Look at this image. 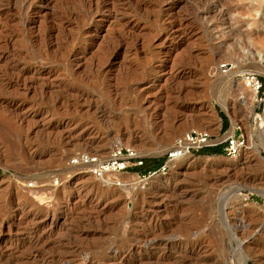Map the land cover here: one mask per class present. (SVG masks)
Returning a JSON list of instances; mask_svg holds the SVG:
<instances>
[{"label":"rangeland","instance_id":"374dc122","mask_svg":"<svg viewBox=\"0 0 264 264\" xmlns=\"http://www.w3.org/2000/svg\"><path fill=\"white\" fill-rule=\"evenodd\" d=\"M263 12L0 0V264H264V93L238 78L264 53V28L249 26ZM238 124L239 157L197 153L146 186L68 165L115 140L162 158L190 129L226 138Z\"/></svg>","mask_w":264,"mask_h":264},{"label":"built area","instance_id":"2783aa9c","mask_svg":"<svg viewBox=\"0 0 264 264\" xmlns=\"http://www.w3.org/2000/svg\"><path fill=\"white\" fill-rule=\"evenodd\" d=\"M220 68L226 71L229 68L228 63L221 64ZM238 78L249 91L256 93L257 96L264 93V81L258 74L243 72L238 75ZM238 131H242L239 124L232 134L222 138L208 129H190L175 138L158 167L139 170L137 173L133 170L144 166L147 158L138 153L134 147L119 140L112 142L109 154L105 157L96 152L79 151L69 159L68 165L78 169V173H88L98 179L107 178L118 187H129L132 183L130 176L137 177L142 186H146L152 177L167 174L178 159L193 156L205 148L225 143L224 153L230 158L239 157L245 147L246 137L242 132L237 134ZM126 177L129 179L126 180ZM55 183H59L58 178L55 179Z\"/></svg>","mask_w":264,"mask_h":264},{"label":"bare ground","instance_id":"6f19581e","mask_svg":"<svg viewBox=\"0 0 264 264\" xmlns=\"http://www.w3.org/2000/svg\"><path fill=\"white\" fill-rule=\"evenodd\" d=\"M103 1V0H102ZM104 2H105V0H104ZM109 2V1H108ZM107 3V2H106ZM109 4V3H108ZM101 5V4H100ZM259 8H262V4L259 2ZM260 10L261 9H258L257 11H256V13H258V12H260ZM252 25H255V26H261L262 28H264V12L262 13V14H260L258 17H257V15L255 16V18H253V20L249 23V26H252ZM253 29V28H252ZM180 35V34H179ZM179 38V37H178ZM259 56V58L258 59H260L258 62H254L253 64L256 66V67H254L255 69H247V70H244V71H248V72H258V71H260L261 69L264 71V53L262 52V50L261 49H258V53H257ZM257 56V55H256ZM255 56V57H256ZM241 68V67H240ZM257 69H259V70H257ZM242 70V69H241ZM261 70V71H262ZM240 72V70H233V72H231V74H230V76L233 78V77H235L238 73ZM252 98L253 99H255V96H256V93H254V92H252ZM263 118V117H262ZM262 118H260L261 120H262ZM259 119V120H260ZM261 120H260V125L261 126H263L262 124H263V122H261ZM263 121V120H262ZM260 125H259V127H260ZM232 133H233V131H232ZM231 133V134H232ZM186 157H188V156H185V157H183L182 159H185ZM181 159V158H180ZM179 160V159H178ZM177 160V161H178ZM176 161V162H177ZM195 250H196V248H195ZM197 252H198V250H197Z\"/></svg>","mask_w":264,"mask_h":264},{"label":"trees","instance_id":"16d2710c","mask_svg":"<svg viewBox=\"0 0 264 264\" xmlns=\"http://www.w3.org/2000/svg\"><path fill=\"white\" fill-rule=\"evenodd\" d=\"M225 120H227L226 117H225ZM222 150L223 149H222L221 145H218L215 147L205 148V149L199 151L198 154H208V155L220 154V153H222ZM162 161H163V158H147L145 165L142 167L136 168V170L143 171V170L151 168V167H158L162 163Z\"/></svg>","mask_w":264,"mask_h":264}]
</instances>
